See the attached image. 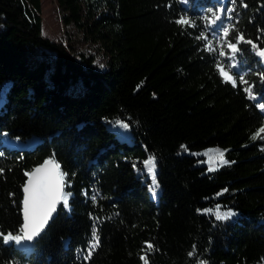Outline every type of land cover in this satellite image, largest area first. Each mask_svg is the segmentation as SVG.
Returning a JSON list of instances; mask_svg holds the SVG:
<instances>
[{
  "label": "trees",
  "instance_id": "obj_1",
  "mask_svg": "<svg viewBox=\"0 0 264 264\" xmlns=\"http://www.w3.org/2000/svg\"><path fill=\"white\" fill-rule=\"evenodd\" d=\"M58 6L65 43L44 37L42 0H0V264H264V0ZM233 64L236 86L217 68ZM208 148L229 164L210 173L186 152ZM151 157L157 200L139 173ZM51 159L69 205L30 249L9 244L22 236L28 174Z\"/></svg>",
  "mask_w": 264,
  "mask_h": 264
},
{
  "label": "snow or ice",
  "instance_id": "obj_2",
  "mask_svg": "<svg viewBox=\"0 0 264 264\" xmlns=\"http://www.w3.org/2000/svg\"><path fill=\"white\" fill-rule=\"evenodd\" d=\"M220 12H224V9H220ZM213 19L210 21L211 24H216L217 21L221 20V16L217 14H213ZM207 19V18H205ZM177 23L181 24H187L190 23V21L181 18L177 21ZM228 36V28L225 27L221 30V39H224ZM200 39L208 40V37L206 35H202ZM237 42L244 40L243 35H237L234 38ZM247 43L251 44V41H246ZM209 50L212 49V45L209 42L206 45ZM227 47H229L233 53H235L237 49L236 43H233L231 41L227 42ZM255 47V45H253ZM224 53L221 52V55ZM258 55L264 57V50H260L258 52ZM235 67V65H230L228 70H225V68L222 65H217V68L220 71L221 76L224 78L225 82H231L233 86H236V80L233 78L232 75H230L231 68ZM240 82L243 84H247L248 82L244 80L243 75L240 76ZM245 92L248 93V96L250 99H255L256 97L252 93V87L249 86L244 89ZM262 110H264V103H261L258 105ZM124 127H127V125H123ZM260 132H264V128L260 129ZM259 135V133H258ZM217 155L221 159L222 163H227L226 160H223V152H217ZM46 165H52L54 168L58 169L59 165L54 164L52 160L46 161ZM155 157H151L147 162L146 166L148 168L149 172H152L153 174V184L158 187V184H156L155 181ZM2 171V170H0ZM36 172H41V169H36ZM60 184H62V176L58 180L55 188H53L47 180H42L38 182L35 186H33V181L30 179L28 182V186L25 187L24 191L27 194L24 198L23 204H24V225L22 228L23 235L22 236H14L11 233H9L7 236L4 237L5 241H16L19 242L20 240H32L36 235L39 234L40 230L43 228V226L47 223L48 217L51 215V212L55 209V203L57 200L63 198L62 194L60 192ZM65 204H67L66 198H64ZM232 215V213H226L224 216H219L218 218L223 219L227 216ZM93 237V243L90 246V251L88 254L89 258L91 255V250H94L99 245V237L96 234L95 231H93L92 234ZM147 243L148 250H151L153 248V245L149 242ZM193 253H189V255H192ZM142 260H144V264H148L147 256L141 257ZM203 264V262H201Z\"/></svg>",
  "mask_w": 264,
  "mask_h": 264
},
{
  "label": "rangeland",
  "instance_id": "obj_3",
  "mask_svg": "<svg viewBox=\"0 0 264 264\" xmlns=\"http://www.w3.org/2000/svg\"><path fill=\"white\" fill-rule=\"evenodd\" d=\"M42 9H43V21H44V26H43V34L44 37L46 39L49 40H53V41H57V42H64L65 43V34H64V26L62 23V14L59 11V6H58V0H42ZM5 31V28L0 24V34L2 32ZM232 51V50H231ZM233 53V52H232ZM235 65V64H233ZM6 88V87H5ZM5 88H3L2 93L0 94V100L4 99V90ZM264 112V110H263ZM123 123H112L109 122L108 123V127L113 130L116 134V137L119 140H125L127 141L128 144H132V140H131V133L128 129V127H124ZM34 141H30L29 143H24L20 140H13V141H9L10 145H13L16 149H26L28 147H31L34 145ZM8 145L9 143L6 142ZM223 152V160H226L227 163H222L221 159L219 158V156L217 155V152ZM186 152L192 156L197 157L199 160L198 162L201 165H205L208 168V171L210 173L219 170L221 167L228 165L229 161L227 159L226 156V150L223 148H208L202 151H195V150H191V149H186ZM150 158L144 160V168H139V173L142 174L144 173V179H148L150 180V182L148 183L149 185V192H150V196L153 199H158V196L160 194V188H159V184L157 183L156 180V168H155V181L156 184H158V187H156L153 184V174L152 172L148 171V168L146 166V162L149 160ZM65 175V174H64ZM66 176V175H65ZM66 180V185H70V183L67 180V176L65 177ZM72 197V195L69 193L66 196V200H67V204H65V207L67 209L68 205H69V200ZM20 236V235H18ZM14 241H8L9 244L13 243ZM20 242L22 243L23 248H28L30 249L31 246H29L28 244L24 243L23 240H20Z\"/></svg>",
  "mask_w": 264,
  "mask_h": 264
},
{
  "label": "water",
  "instance_id": "obj_4",
  "mask_svg": "<svg viewBox=\"0 0 264 264\" xmlns=\"http://www.w3.org/2000/svg\"><path fill=\"white\" fill-rule=\"evenodd\" d=\"M262 58H264V57H262ZM51 160L54 162V164L59 165V168L56 169L52 165H46V163L44 162L43 164L36 167L31 173L28 174V179H27V182L25 184V187L28 186V182L31 179L33 181V186H35L38 182H40L42 180H47L49 182V184L53 188H55L58 180L62 176V184H60V192H61L63 198L56 201L54 211L51 212V215L48 217L47 223L40 230L39 234L36 235L30 241L26 240V239L23 240V242L28 244L29 246H31L32 244L39 241V239L48 231V229L50 228L52 223L58 218L61 209L62 208L66 209L64 198H66V196L69 194L66 191V189H67L66 180H65L66 176L64 175L61 164L57 160H54V159H51ZM47 161H49V160H47ZM38 168L41 169V172H39V173L36 172V169H38ZM25 187L23 188V201H24L25 196L27 195L24 191ZM22 218H23V225H24V204H23V202H22ZM23 225H22V228H23ZM21 234L23 235L22 231H21Z\"/></svg>",
  "mask_w": 264,
  "mask_h": 264
},
{
  "label": "bare ground",
  "instance_id": "obj_5",
  "mask_svg": "<svg viewBox=\"0 0 264 264\" xmlns=\"http://www.w3.org/2000/svg\"><path fill=\"white\" fill-rule=\"evenodd\" d=\"M260 56V55H259ZM260 58L263 60V62H264V58H262V56H260Z\"/></svg>",
  "mask_w": 264,
  "mask_h": 264
}]
</instances>
